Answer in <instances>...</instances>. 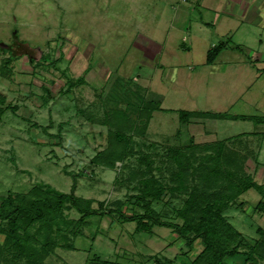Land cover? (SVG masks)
<instances>
[{
    "label": "rangeland",
    "instance_id": "374dc122",
    "mask_svg": "<svg viewBox=\"0 0 264 264\" xmlns=\"http://www.w3.org/2000/svg\"><path fill=\"white\" fill-rule=\"evenodd\" d=\"M253 2L0 0V43L25 46L32 58H11L9 73L0 77V197L39 185L68 193L74 179L75 196L103 204L100 216L88 217L72 238L73 250L55 249L48 264H89L95 258L190 264L200 250L198 241L185 248L168 228L151 223L135 232V222L103 213L114 210L116 201L125 216L143 212L134 204V182L127 177L135 158L112 169L91 163L112 131L99 122H111L114 110L137 128L136 106L160 103L163 111L151 113L144 133L135 129L139 135H128L129 147L149 154L154 175L166 188L151 205L162 221L180 223L175 211L184 193L169 189L197 179L177 171L168 148L193 149L189 162L196 166L213 144L243 133V139L224 144L225 154H238L249 173L255 166L253 180L264 188V123L197 119L182 126L177 119L178 111L264 118V0ZM253 7L260 9L259 26L252 24ZM8 56L0 50V66ZM79 77L83 83L69 88ZM258 200L250 189L223 212L245 239L257 238L255 229L264 228V210L253 209ZM67 216L78 218L74 210ZM232 262L242 264L243 258Z\"/></svg>",
    "mask_w": 264,
    "mask_h": 264
},
{
    "label": "trees",
    "instance_id": "16d2710c",
    "mask_svg": "<svg viewBox=\"0 0 264 264\" xmlns=\"http://www.w3.org/2000/svg\"><path fill=\"white\" fill-rule=\"evenodd\" d=\"M25 48L20 45L19 48L6 46L5 49H0L8 50L10 53V56L1 63L0 77H6L9 73L6 68L11 58L17 59L26 55L28 62H32ZM216 49L214 47L208 51L206 64L211 63ZM85 74L86 72H83L82 75ZM82 77L71 82L68 85L69 88L81 85ZM154 111H163L159 109V102L149 100L136 106L137 119H139L137 128L134 122L116 110L109 116L111 122L107 120L99 122V124L110 126L112 131L109 133L105 148L94 155L91 163L112 169L116 162H123L129 156L135 158L133 168H127L129 170L127 177L134 182L132 187L135 191L132 197L134 204L143 209L142 214L125 216L119 210L120 202L116 201L113 204L114 210L108 209L103 213L116 214L119 222H135V232L145 230L151 223L168 228L187 249H191L198 241L200 250L190 264H234L232 259L236 257L243 258L242 264H258L259 261L264 264V228L255 229L257 238L245 239L223 215L225 210H228L234 202L236 203L241 194L250 189L260 196V200L253 209L264 210L263 185L256 183L252 177L255 166L249 173L247 167L241 166L240 162L243 158L238 154L228 151L226 155L227 147L224 141L213 144L214 146L212 145L213 147L206 154L199 156L196 166L189 162V157L194 155L193 149L184 151L168 148L167 157L174 162L177 171H189V176L192 178L195 175L197 179L191 185L186 184V187L179 185L180 188L169 189L171 193L176 190H183L184 193L182 205L175 211L177 219L180 220L179 224L162 221L158 213H154L151 209V205L161 199L166 188L155 177L153 160L149 154L129 147L131 138L128 132L135 133V129H139V133H144L151 113ZM2 112L0 108V114ZM193 118L264 123V118L225 113L189 111L177 113L179 125L182 126ZM177 178H181V175L178 174ZM74 190L75 180L73 179L68 193L56 191L48 185H39L31 187L25 193H8L0 197V236L3 237L0 242V264H18L17 262L48 264L47 260L55 255V249L73 250L72 238L80 233L88 217L100 216L103 205L101 202L75 196ZM93 203L96 204V208H93ZM71 210L78 214L77 219L68 218L67 213ZM95 263L114 264L106 260H98V258L89 264ZM156 264L159 263L156 261Z\"/></svg>",
    "mask_w": 264,
    "mask_h": 264
},
{
    "label": "crops",
    "instance_id": "0c3cea01",
    "mask_svg": "<svg viewBox=\"0 0 264 264\" xmlns=\"http://www.w3.org/2000/svg\"><path fill=\"white\" fill-rule=\"evenodd\" d=\"M260 1L261 0H254V2L256 3V2H259L260 3ZM253 2V3H254ZM260 5V4H259ZM259 5H257V6H259ZM259 8H251L250 10H249V13H253V17H252V24L253 25H257L258 23H260L261 21H262V18L259 16ZM239 12H240V14L241 15H243L244 14V12H243V9H239ZM177 21L178 22H180L181 20H179V19H177ZM260 24H258V26H259ZM212 48H214V46L212 47ZM5 59V58H4ZM211 64V63H210ZM210 64H208V65H210ZM221 72V71H220ZM160 104V103H159ZM159 108H160V105H159ZM161 110H162V108H160ZM153 113V112H152ZM151 118V117H150ZM191 120H197V119H195V118H193V119H189V121H191ZM198 120H200V119H198ZM197 120V121H198ZM201 120H212V119H201ZM149 121H150V119H149ZM188 121V122H189ZM218 121H222V120H218ZM224 121V120H223ZM225 121H228V120H225ZM254 134V133H253ZM248 135H251V134H248ZM247 135V136H248ZM255 135H258L257 133L255 134ZM246 135H244L243 133L242 134H240V135H236V136H233V137H229V138H226V139H222L221 141H224V142H226L225 144H227V142H233V141H237L238 139L240 140V139H243V137H245ZM236 139V140H233V139ZM248 138V137H247ZM246 138V139H247ZM214 141H216V140H214Z\"/></svg>",
    "mask_w": 264,
    "mask_h": 264
},
{
    "label": "water",
    "instance_id": "95a60500",
    "mask_svg": "<svg viewBox=\"0 0 264 264\" xmlns=\"http://www.w3.org/2000/svg\"><path fill=\"white\" fill-rule=\"evenodd\" d=\"M6 45L0 43V49H5Z\"/></svg>",
    "mask_w": 264,
    "mask_h": 264
}]
</instances>
